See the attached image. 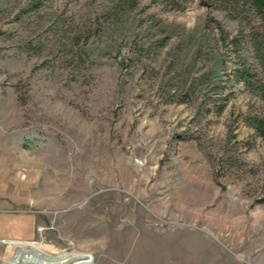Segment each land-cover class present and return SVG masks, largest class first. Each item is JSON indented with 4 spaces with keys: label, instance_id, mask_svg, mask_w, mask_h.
Wrapping results in <instances>:
<instances>
[{
    "label": "rangeland",
    "instance_id": "374dc122",
    "mask_svg": "<svg viewBox=\"0 0 264 264\" xmlns=\"http://www.w3.org/2000/svg\"><path fill=\"white\" fill-rule=\"evenodd\" d=\"M263 37L246 0H0V264H264Z\"/></svg>",
    "mask_w": 264,
    "mask_h": 264
},
{
    "label": "bare ground",
    "instance_id": "6f19581e",
    "mask_svg": "<svg viewBox=\"0 0 264 264\" xmlns=\"http://www.w3.org/2000/svg\"><path fill=\"white\" fill-rule=\"evenodd\" d=\"M16 259L11 264H67L70 260H80L76 264H91L92 258L85 254H66L55 256L51 253H45L34 245H26L16 249Z\"/></svg>",
    "mask_w": 264,
    "mask_h": 264
},
{
    "label": "trees",
    "instance_id": "16d2710c",
    "mask_svg": "<svg viewBox=\"0 0 264 264\" xmlns=\"http://www.w3.org/2000/svg\"><path fill=\"white\" fill-rule=\"evenodd\" d=\"M246 1L250 2L253 8L257 10L258 12H260L261 16L264 18V0H246ZM263 41H264V37H263ZM259 47H261L260 49L262 50L264 54V43Z\"/></svg>",
    "mask_w": 264,
    "mask_h": 264
}]
</instances>
